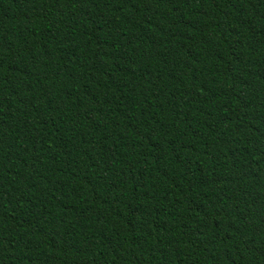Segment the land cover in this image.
<instances>
[{
	"label": "trees",
	"instance_id": "1",
	"mask_svg": "<svg viewBox=\"0 0 264 264\" xmlns=\"http://www.w3.org/2000/svg\"><path fill=\"white\" fill-rule=\"evenodd\" d=\"M0 264H264V0H0Z\"/></svg>",
	"mask_w": 264,
	"mask_h": 264
}]
</instances>
